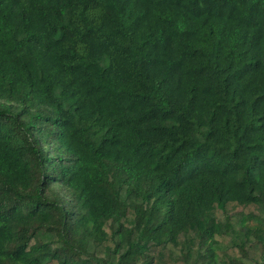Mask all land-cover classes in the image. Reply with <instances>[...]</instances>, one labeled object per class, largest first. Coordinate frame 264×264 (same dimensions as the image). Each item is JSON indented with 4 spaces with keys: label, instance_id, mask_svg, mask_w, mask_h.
Returning <instances> with one entry per match:
<instances>
[{
    "label": "trees",
    "instance_id": "16d2710c",
    "mask_svg": "<svg viewBox=\"0 0 264 264\" xmlns=\"http://www.w3.org/2000/svg\"><path fill=\"white\" fill-rule=\"evenodd\" d=\"M0 264H264V0H0Z\"/></svg>",
    "mask_w": 264,
    "mask_h": 264
}]
</instances>
